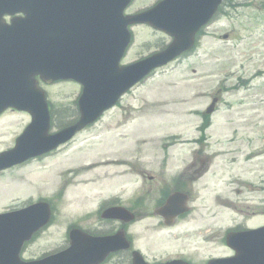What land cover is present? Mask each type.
Returning <instances> with one entry per match:
<instances>
[{
    "label": "rangeland",
    "instance_id": "obj_1",
    "mask_svg": "<svg viewBox=\"0 0 264 264\" xmlns=\"http://www.w3.org/2000/svg\"><path fill=\"white\" fill-rule=\"evenodd\" d=\"M147 1L133 3L140 8ZM223 1L222 11L197 36L194 49L135 85L61 148L0 172V210L45 196L56 206L54 221L28 248L29 256L59 246L68 223L92 232L114 230L116 222L94 217L104 198H114L109 196L137 217L130 228L137 238L134 248L150 259L161 260L160 254L166 253L170 255L165 258L181 257L179 250L171 252L180 244L186 250L199 247V258L223 253L221 234L205 244L199 242L200 234L217 225L264 223V0ZM132 33L123 62L167 43L162 33L144 25L133 26ZM43 88L52 107L50 131H56L74 120L80 88L71 82ZM213 97L218 101L206 119L204 110ZM28 121L25 112L0 114V151L13 145ZM205 121L208 127L202 130ZM119 158L130 160L129 165L113 164ZM179 172L193 180L189 219H194L175 220L160 229L154 200L163 182ZM218 191L232 210L214 208L221 200L213 196ZM138 194L144 196L140 205L133 204ZM212 196V207L204 206ZM202 208L216 216L198 220ZM209 222L214 223L204 226ZM190 258L195 259L193 254ZM119 262L124 259L111 258L108 264Z\"/></svg>",
    "mask_w": 264,
    "mask_h": 264
},
{
    "label": "water",
    "instance_id": "obj_2",
    "mask_svg": "<svg viewBox=\"0 0 264 264\" xmlns=\"http://www.w3.org/2000/svg\"><path fill=\"white\" fill-rule=\"evenodd\" d=\"M79 17L80 22L85 25H82L83 28L90 26L94 19L93 14L89 15L80 13ZM152 24L155 25V27H158L156 23L152 22ZM94 31L97 32V30ZM101 31L102 35H109L105 29L102 28ZM114 33L115 36L120 35V38L122 39L116 49L117 57L114 58L115 63L117 58L121 55L123 47L126 45L128 38L125 35L123 37V34L120 33L119 30H114ZM189 37L190 36L188 34L186 38H182L179 41L178 36H176L175 40L163 52L155 54L145 61H142L132 67H128L126 69L116 68V71H114L109 78L99 73L96 78H93L92 81H88L80 79L79 76L69 75L81 80V82L84 84V95L78 102L80 112L79 120L74 125L66 127L53 135H48V119L46 108L43 100L40 99L38 108L27 109L29 112H31L32 120L22 135L16 140L15 147L10 151L0 154V169L20 163L30 157L45 153L68 140L75 132L83 128L88 122L94 120V118L99 115L101 110L109 107L124 90H126L136 80L147 73L149 69L164 64L182 50L188 48L190 45ZM18 44V42H14L12 45L18 46ZM2 60H5V58H2ZM2 60L0 59V62L3 64ZM130 72H134V76L132 78H127L125 80L121 78L126 73ZM7 84L9 88H14L15 83L8 82ZM117 84L118 87L114 88V85ZM101 95H108L107 99L98 104L94 110H90L88 107L89 105H87V99L90 98L97 102L96 99ZM210 111L211 108L208 109V112Z\"/></svg>",
    "mask_w": 264,
    "mask_h": 264
},
{
    "label": "bare ground",
    "instance_id": "obj_3",
    "mask_svg": "<svg viewBox=\"0 0 264 264\" xmlns=\"http://www.w3.org/2000/svg\"><path fill=\"white\" fill-rule=\"evenodd\" d=\"M112 151H109V153H111ZM118 160H121V161H119L120 163V165L121 166H125V163H124V160L123 159H118ZM117 163V162H116ZM118 164V163H117ZM219 207H223V208H225V209H232V207H228L225 203H219Z\"/></svg>",
    "mask_w": 264,
    "mask_h": 264
}]
</instances>
